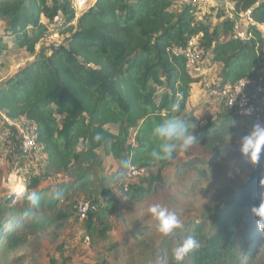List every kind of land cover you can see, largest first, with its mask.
<instances>
[{"label":"trees","instance_id":"obj_1","mask_svg":"<svg viewBox=\"0 0 264 264\" xmlns=\"http://www.w3.org/2000/svg\"><path fill=\"white\" fill-rule=\"evenodd\" d=\"M73 1L0 0V24L7 28L0 33V67L11 48L31 56L0 81V143L13 141L11 170L22 180L17 190L0 189V247L18 246L25 239L21 233H36L65 218L62 211L53 216L46 209L54 210L72 188L85 192L81 202L97 206L80 219L88 239L104 238L111 213L151 191L163 168L177 157V152L170 161L151 156L154 126L170 117L196 126L188 119L193 108L187 105L201 76L188 67L184 52L189 38L198 36L199 66L218 68V86L242 78L264 81L259 29L248 27L243 39L234 37L236 19L221 6L199 17L198 2L91 0L76 18ZM230 1L236 12L250 10L251 18L264 24V0ZM53 34L59 43L46 42ZM177 100L180 111L173 112ZM216 103L228 115L223 101ZM233 119L197 128L196 142L221 145ZM17 124L33 129L37 151L30 159L18 157ZM102 156H111L118 167L104 166ZM123 161L131 167L124 168ZM131 168L146 172L144 185L130 182L123 192ZM120 172L122 182L115 179ZM262 189L264 168L231 189L208 223L186 224L183 232L161 241L150 257L152 264H177L172 250L187 236H194L200 247L182 264H264V252L257 256L259 247L264 251L263 229L251 211L261 203ZM32 192L35 203L27 198ZM60 259L68 256L60 251Z\"/></svg>","mask_w":264,"mask_h":264},{"label":"rangeland","instance_id":"obj_2","mask_svg":"<svg viewBox=\"0 0 264 264\" xmlns=\"http://www.w3.org/2000/svg\"><path fill=\"white\" fill-rule=\"evenodd\" d=\"M210 1L211 8L223 7L221 0ZM5 32L6 26L0 24V33ZM46 42L59 43L60 37L50 35L46 37ZM30 58V54L23 49H9L2 57L0 81ZM190 71L193 75L201 76V81L193 85L195 98L190 97L187 105L188 110L193 108L188 119L196 121L194 133L201 126L220 125V120L228 121L231 116L220 113L216 101L211 100L207 93L208 86L220 84L218 68L199 66V69L190 68ZM197 98L202 105H197ZM252 124L251 120L235 118L232 123H227L221 145L194 142L187 151L178 149L174 162L163 168L151 191L136 200H127V196L122 199L121 202L127 201L111 213L108 221L110 230L104 238L96 236L88 239L84 235L77 207L86 194L75 188L70 189L54 210L46 209L53 216L62 211L65 218L36 233H21L25 239L18 246L0 247V264H152L150 257L167 237L157 231L158 222L147 212L148 207L161 204L176 211L184 227L175 233L183 232L186 224L208 223L207 218L213 209L228 198L231 189L243 183L250 173L264 168V161L251 165L238 151L240 138L247 134ZM12 142L10 140L7 145L0 143V189L20 188L19 184L14 187V183L3 182L8 174L14 172L11 170L14 165ZM102 162L104 166L119 165L111 156H102ZM184 162L189 163L187 168L182 167ZM157 171L158 166L151 170L153 175ZM142 179L137 178L132 184L143 186ZM259 233L260 241L264 244V229ZM60 251L68 256L66 261L60 259ZM263 252V247H259L257 256Z\"/></svg>","mask_w":264,"mask_h":264},{"label":"built area","instance_id":"obj_3","mask_svg":"<svg viewBox=\"0 0 264 264\" xmlns=\"http://www.w3.org/2000/svg\"><path fill=\"white\" fill-rule=\"evenodd\" d=\"M180 4L191 2L199 3V17L208 14L211 8L210 0H180ZM91 3V0H74L73 6L75 9V17L77 18ZM223 8L228 17L235 18L236 22L233 29L234 37L243 39L245 37V29L248 27H256L264 40V24L256 23L250 16V10L244 12H236L230 0H221ZM60 21H56L59 25ZM243 26V28H242ZM198 36L189 38L185 50L188 67L199 69V64L202 62L201 55L198 51ZM207 91L209 98H217L223 101L224 107L228 115L238 119L251 120L253 123L264 121V81L255 83V81L247 78H242L236 83H226L222 86H208ZM17 138L20 144L17 148L19 158L34 157L37 151L35 136L30 125H16ZM144 170L131 168L125 176L122 184V191L127 192L129 183L137 178H141ZM3 182L17 186L21 184V177L16 172H11ZM96 204L91 202H81L77 207V216L83 219L89 212L95 211Z\"/></svg>","mask_w":264,"mask_h":264},{"label":"clouds","instance_id":"obj_4","mask_svg":"<svg viewBox=\"0 0 264 264\" xmlns=\"http://www.w3.org/2000/svg\"><path fill=\"white\" fill-rule=\"evenodd\" d=\"M180 107V101L177 100L171 105V110L179 112ZM194 130L195 125L193 122H186L179 117H170L157 124L152 130L156 146L151 151V156L154 159L164 161L174 159L178 149L187 151L196 142ZM238 151L243 157L247 158L251 165L255 166L264 161V122H256L251 125L247 134L240 138ZM122 166L124 168L131 167L128 161H123ZM123 176V172H120L115 179L122 182ZM119 196L123 197V193H120ZM260 196L261 203L259 206L252 208L251 211L259 217L257 227L264 229V189L261 190ZM27 198L33 203L37 201L35 192L30 193ZM147 212L158 222L157 231L164 237H169L184 227V222L177 212L169 210L161 204L149 206ZM199 247L200 242L194 236H187L172 250V258L177 264H182L185 257Z\"/></svg>","mask_w":264,"mask_h":264},{"label":"crops","instance_id":"obj_5","mask_svg":"<svg viewBox=\"0 0 264 264\" xmlns=\"http://www.w3.org/2000/svg\"><path fill=\"white\" fill-rule=\"evenodd\" d=\"M197 97H198V96H197ZM193 98H195V93H193L192 96H191V99H193ZM198 98H199V97H198ZM198 98H197V104H198L199 99H200V98H199V99H198ZM205 101H206V100H205ZM215 101H217V100H215Z\"/></svg>","mask_w":264,"mask_h":264},{"label":"water","instance_id":"obj_6","mask_svg":"<svg viewBox=\"0 0 264 264\" xmlns=\"http://www.w3.org/2000/svg\"><path fill=\"white\" fill-rule=\"evenodd\" d=\"M7 184H10V183H7Z\"/></svg>","mask_w":264,"mask_h":264}]
</instances>
